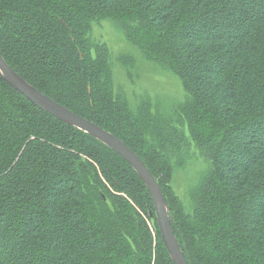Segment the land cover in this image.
<instances>
[{"label":"trees","instance_id":"obj_1","mask_svg":"<svg viewBox=\"0 0 264 264\" xmlns=\"http://www.w3.org/2000/svg\"><path fill=\"white\" fill-rule=\"evenodd\" d=\"M101 20L178 77L186 101L164 114L116 93L109 48L91 37ZM0 51L136 152L188 264H264V0H0ZM197 154L209 167L185 203L169 181ZM0 264H173L132 167L1 76Z\"/></svg>","mask_w":264,"mask_h":264},{"label":"rangeland","instance_id":"obj_2","mask_svg":"<svg viewBox=\"0 0 264 264\" xmlns=\"http://www.w3.org/2000/svg\"><path fill=\"white\" fill-rule=\"evenodd\" d=\"M91 37L95 43H105L109 48L115 92L120 93L135 108L142 100L152 109L172 113L173 108L186 101L187 93L172 72L146 60L130 44L117 21L101 20L93 24ZM121 54L133 59L125 66L119 61ZM129 68V69H128ZM185 160V159H184ZM209 167L208 161L200 155L186 160L183 167H177L169 181L178 198L188 203V190Z\"/></svg>","mask_w":264,"mask_h":264},{"label":"water","instance_id":"obj_3","mask_svg":"<svg viewBox=\"0 0 264 264\" xmlns=\"http://www.w3.org/2000/svg\"><path fill=\"white\" fill-rule=\"evenodd\" d=\"M0 76L20 94L42 108L45 112L88 133L124 159L139 175L150 194L160 235L173 264H188L181 245L173 231L168 206L162 189L153 173L136 152L112 132L102 128L97 123L80 116L41 92L8 65L3 58L1 51Z\"/></svg>","mask_w":264,"mask_h":264}]
</instances>
